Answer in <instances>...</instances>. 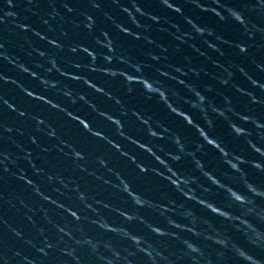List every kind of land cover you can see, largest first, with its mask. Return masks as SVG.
Masks as SVG:
<instances>
[{"label": "water", "instance_id": "obj_1", "mask_svg": "<svg viewBox=\"0 0 264 264\" xmlns=\"http://www.w3.org/2000/svg\"><path fill=\"white\" fill-rule=\"evenodd\" d=\"M231 9L242 15L244 24L228 11L209 29L212 34L207 31L174 67H180L186 75L181 77L174 68L169 74L205 91L218 106L224 107L227 98V104L239 114H230L231 119L247 134L237 136L227 121L211 112L214 127H207L201 114L183 103L182 97L189 95L188 90L176 78L167 76L164 84L179 95L170 93L169 100L167 95H159L154 90L120 128L0 244V262L144 264L151 253L157 264L168 261L187 264V249L182 241H188L198 246L197 251L190 253L198 264H241L232 250L233 244L251 256L249 264L256 260L264 264V238L254 244L255 234L246 233L242 227L239 229L236 226L239 220L214 215L228 211L234 218L248 219L264 237V197H258L256 203L249 206L248 216L243 217L244 209L234 205L223 189L209 185L212 191L203 195L218 206H208L212 214L167 183L177 187L183 181V176L175 179L179 175L177 168L196 177L199 184H209L195 170L191 156L185 155L175 162V168L169 164L165 156L171 158L168 152L177 151L172 136L178 134L185 148L203 160L205 168L223 183L243 190L240 175L225 165L236 154L249 162L240 165L248 179L264 189V155H261L264 153V4L259 0H239ZM241 45L246 51H240ZM222 80L227 83H221ZM154 94L159 95V99ZM244 116L253 117L255 122L243 120ZM159 124L166 125L170 131L164 133L165 139H160L163 133ZM249 140L261 152H256ZM197 143L205 145L203 151L197 149ZM252 162L261 167H254ZM122 178L151 201L169 205L171 210L160 214L149 206H135L120 190ZM213 181L218 183L215 178ZM125 190L136 197L130 185L125 184ZM74 211L79 219L72 216ZM128 216L133 218L128 219ZM169 219L181 227H170ZM149 223L169 235L157 236L146 226ZM130 235L142 237L141 243L134 245L128 238ZM214 239H224L226 243H214ZM137 247L145 251H137ZM161 253L164 258L158 255Z\"/></svg>", "mask_w": 264, "mask_h": 264}, {"label": "clouds", "instance_id": "obj_2", "mask_svg": "<svg viewBox=\"0 0 264 264\" xmlns=\"http://www.w3.org/2000/svg\"><path fill=\"white\" fill-rule=\"evenodd\" d=\"M260 4H264V0H259ZM117 3H120V0H117ZM140 3L141 0H132V7L134 9H136V11H141L140 8ZM160 3L162 6L167 7V8H172V4H170L168 2V0H160ZM196 4L197 7H200L202 10L204 11H214L215 9H213L211 7V5H207V7H203L204 5H201L199 3V0H196ZM220 4V3H219ZM171 5V6H169ZM97 7L99 5H96ZM223 6V5H221ZM122 9L124 11H129L128 7L126 4L121 5ZM174 11H181V8L179 7V5L176 6V8L174 9ZM231 16L238 21L239 23H241L242 25L244 24V20L242 15L232 9H229ZM8 15H12V13H8ZM223 19V17H221ZM190 23L193 24V27L196 29V32L198 34L203 35V33L205 32V29L196 27L195 22L194 21H189ZM208 34L211 35V30H208ZM243 45L240 46V51H242V49H246ZM3 45H0V48H2ZM113 48L115 49L114 52L112 53V60L110 61H116L118 63H122L121 60H117V56L119 55L116 52V48L115 46H113ZM246 51V50H245ZM129 61L131 64L136 65L137 63L132 61V60H126ZM124 64V63H122ZM125 65V64H124ZM139 65V64H138ZM141 67V66H140ZM126 68V67H124ZM121 68H113L111 69L108 73H105V75L111 76V77H116V76H120L119 75V70ZM24 71L27 72L29 71L27 68H24ZM174 72H178L180 73L181 77L186 75V73L180 68V67H176L174 68ZM133 74H139V75H143L145 79L149 80L153 86V89L156 90V92L159 93V95H167L168 99H169V95L171 93L172 96H178V92H176L175 90H172L170 88H168L167 85L164 84L163 81L158 80V79H152L149 78L147 76H145L143 74V69L141 67V72L140 73H133ZM32 75L34 76L35 73H32ZM161 75L163 76H169L170 74L167 72H161ZM170 78H176V77H170ZM177 82L184 86L188 92L189 95L182 97L183 103L186 104L188 106L189 109L195 111V112H199L201 114V116L204 119V123L207 125V127H214V123H213V119L212 117L209 115V113H214L216 116L223 118L225 121L228 122L230 128L233 130V132L237 135H246V130L240 126H238L232 119H231V115H239L238 113L235 112V109L232 108L231 106H229L227 104V98L226 99V104L224 107L218 106L217 104H215L208 95L205 94V91H202L201 89L195 87L194 85L190 84L188 81L182 79V78H176ZM221 83H227V81L222 80ZM129 88L131 87V85L128 86ZM103 89V88H100ZM100 89H96L97 91H100ZM207 91H211V89H208ZM29 95H31V93H29ZM159 95H155L154 97H156L157 99H159ZM81 98L83 99L84 97L81 96ZM170 100V99H169ZM4 104H7L8 101L4 100L3 101ZM55 107V106H53ZM182 109V108H181ZM183 110V109H182ZM184 111V110H183ZM102 114V113H101ZM127 113L124 112L122 110V115H126ZM231 114V115H230ZM21 115H23V113H21ZM243 120H247V121H254L253 117H249V116H244L241 117ZM145 120H150L151 117H144ZM161 129H162V133L163 135L161 136L160 139H165V135L164 133H168L170 131H168V127L166 125L163 124H159L158 125ZM243 130V131H242ZM172 140L173 143L176 145L177 151L176 152H168L171 154V158H169L168 156L167 159L169 160V164L173 167V164L175 162L180 161L185 155L187 156H191L193 159V163H194V167L195 170L197 172L200 173L201 176H203L208 182V185H203V184H199L197 182V178L187 174V173H183L182 171L178 170L177 168L173 167L176 169V171L179 173L178 176L175 177L176 180H179L181 176L184 177L183 181H181V183L179 184V186L174 187L172 183L167 182L168 184L171 185V187L173 189H175L176 191L180 192L181 195L183 197H185L188 200H191L197 204H200L201 206L205 207L207 209V211L209 213L214 214L213 212H210L208 210V206L209 205H216L214 202L209 201L206 199V197L203 195V193H207V192H211L212 191V187L214 186L215 188L218 189H223L226 192L227 198L236 206H239L240 208L244 209L242 215L243 217H247L249 212L251 211V208L249 206L254 205L257 201L258 197H264V189L258 187L257 185H255L251 180L248 179L247 177V173L245 172V170L240 166L242 164H246L249 163L243 156L241 155H236L233 154L231 157V160L229 161L227 165V167L234 173H238L240 175L241 181L243 183V190H240L238 188H234L230 185H227L225 183H223V181H221L216 175L213 174V172L209 171L208 169L205 168L204 166V161L201 160L198 156H196V154L190 150H187L185 148V144L182 141L181 137L178 134H175L172 136ZM248 143L250 144L251 147H253V149L256 152H261V150L256 147V145L249 140ZM205 145L203 143H197V149L200 151L204 150ZM76 155L80 158L82 157V153L80 152H76ZM261 155H264V153H261ZM242 157V159H241ZM232 161H235V163H232ZM102 164H104V161H101ZM253 166L256 168H260L261 166L255 162H252ZM118 175V174H117ZM213 178H215V181H213ZM125 184L130 185L132 192L136 193V197L133 198L126 190H125ZM195 185V186H194ZM119 187L120 190L122 192H124V194L126 196H128L131 200L132 203L137 206V207H145V206H149L152 207L154 211H158L160 214H165L167 211H170L171 208L169 207V205H164V204H158L155 201H151L147 196H145L144 194H142L139 191H136L133 186L124 178H122V180L120 179L119 181ZM199 190V191H198ZM191 192L192 195L189 196L188 193ZM217 206V205H216ZM218 207V206H217ZM75 212V211H74ZM76 213V212H75ZM188 215L191 216L192 213L191 211L188 212ZM214 215H219L221 217H223L224 219L227 220H233V219H237L239 220V223L236 225L239 229L242 227V230L247 232H252L255 234L256 239L252 240V243H257L260 239L264 238L260 236V233L257 231V229L255 228V226L252 224V222L248 219H244V218H240V217H233L232 214L228 211H222L219 214H214ZM73 216V215H72ZM74 217V216H73ZM77 219H79V217L75 216ZM128 219H132L133 217L128 216ZM258 219L260 217H257ZM167 219V216H166ZM168 223L170 225V227H181V225H179L178 223L172 221V220H168ZM193 224H195V220L193 219L192 221ZM146 226L149 228L150 231L154 232L157 236H165V235H169V233L161 228H157L152 226L150 223L146 224ZM115 231V229H113ZM194 234H198L195 233ZM132 243L134 245H139L142 241V237H137L135 235H130L128 237ZM211 238V237H209ZM185 244V247L187 249V252L185 253V259L187 264H198V262L190 255V253L197 251L198 246L195 245L192 242H188V241H182ZM214 243H219V244H225L226 241L224 239H214L213 240ZM148 243L149 247H152L151 243L149 242H145ZM137 251H145V249L139 248L137 247L136 249ZM232 250L236 256V258L238 259V261L241 262V264H249V261H251V256L243 249L239 248L237 245L233 244L232 245ZM161 256V258H164L162 253L158 254ZM0 264H6V262H0ZM144 264H157V260L153 257V255L151 253H148L147 259L145 260ZM167 264H173L172 261H168ZM210 264V262H209ZM254 264H262L261 261L256 260L254 262Z\"/></svg>", "mask_w": 264, "mask_h": 264}, {"label": "snow or ice", "instance_id": "obj_3", "mask_svg": "<svg viewBox=\"0 0 264 264\" xmlns=\"http://www.w3.org/2000/svg\"><path fill=\"white\" fill-rule=\"evenodd\" d=\"M169 6H171V5H169ZM245 50H246V49H242V51H245ZM72 215L75 217V216H76V213L73 212Z\"/></svg>", "mask_w": 264, "mask_h": 264}]
</instances>
